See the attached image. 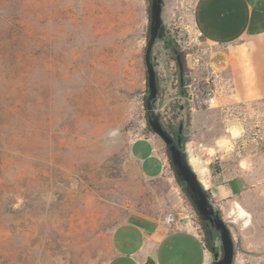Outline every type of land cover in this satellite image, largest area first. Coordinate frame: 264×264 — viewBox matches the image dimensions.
I'll list each match as a JSON object with an SVG mask.
<instances>
[{"label": "rangeland", "instance_id": "obj_1", "mask_svg": "<svg viewBox=\"0 0 264 264\" xmlns=\"http://www.w3.org/2000/svg\"><path fill=\"white\" fill-rule=\"evenodd\" d=\"M192 1H163L153 107L166 126L183 124L190 163L210 179L224 148L264 156V102L206 103L213 83L192 64L200 45L185 29ZM151 2L0 0V264H106L114 229L130 220L188 226L204 239L167 146L148 126ZM168 38L185 55L182 74ZM205 188L235 239L233 264H264L263 253L239 245L238 203L220 206Z\"/></svg>", "mask_w": 264, "mask_h": 264}, {"label": "crops", "instance_id": "obj_2", "mask_svg": "<svg viewBox=\"0 0 264 264\" xmlns=\"http://www.w3.org/2000/svg\"><path fill=\"white\" fill-rule=\"evenodd\" d=\"M189 38L201 32L192 64L211 80L219 97L234 104L264 102V0H193L185 14ZM223 105L228 101L223 99ZM234 135V133H233ZM222 136L216 138V149ZM222 170L203 179L216 204L238 203L240 241L264 254V156L224 148ZM106 264H212L201 234L188 226L130 220L112 234Z\"/></svg>", "mask_w": 264, "mask_h": 264}, {"label": "water", "instance_id": "obj_3", "mask_svg": "<svg viewBox=\"0 0 264 264\" xmlns=\"http://www.w3.org/2000/svg\"><path fill=\"white\" fill-rule=\"evenodd\" d=\"M163 1L164 0H152L150 10V36L145 51V62L149 86V95L146 98L148 122L152 130L164 140L169 150L176 173L178 174L179 179L184 183L186 190L200 216L207 223L211 222L212 226L220 234L222 252L219 247L213 246L211 250L213 257L212 264H233L235 255V239L219 210L215 209L208 190L203 186L198 173L194 170L192 164L190 163L188 155L185 151V140L184 134L182 133L183 124L179 126V132L176 138H174L163 126L160 115L155 112L153 107V103L158 92L157 74L152 57L153 47L158 38H164L166 35V25L162 16ZM165 43L170 44L176 53V58L182 74L183 63L181 61V55L178 53V48L174 45L170 38L165 40ZM239 245H241L240 237ZM247 252L253 253L251 251Z\"/></svg>", "mask_w": 264, "mask_h": 264}, {"label": "trees", "instance_id": "obj_4", "mask_svg": "<svg viewBox=\"0 0 264 264\" xmlns=\"http://www.w3.org/2000/svg\"><path fill=\"white\" fill-rule=\"evenodd\" d=\"M149 36H150V35H149ZM149 36H148V38H149ZM178 53L181 55V61H182V63H183V67L185 68V67H186L185 55H184V53L180 52L179 50H178ZM176 60H177V58H176ZM177 62H178V60H177ZM178 64H179V63H178ZM157 82H158V80H157ZM145 106H146V109H147L146 101H145ZM160 119H161V118H160ZM161 122H162V120H161ZM162 124H163V126L167 129V131H168L172 136H173V135H176V134L179 132V128H178V131H176L172 125H171V126H170V125H169V126H166L163 122H162ZM148 126L151 128L149 122H148ZM185 142H186V140H185ZM167 154H168V156H169V159H170L171 164H172V166H173V169H174V171H175V175H176V178H177L178 182L181 184V186L183 187V189L185 190V192L187 193V195L190 197V195L188 194V192H187V190H186V187H185L184 183L179 179L178 174L176 173V170H175V168H174V165H173V162H172V159H171V156H170V153H169L168 148H167ZM208 192H209V195H210V197H211V193H210V191H208ZM190 199H191V197H190ZM191 201H192V199H191ZM192 202H193V201H192ZM193 204H194V203H193ZM194 206H195V205H194ZM195 208H196V206H195ZM196 210H197V208H196ZM197 212H198V210H197ZM219 212H220V211H219ZM198 215H199V217H200V222H201V225H202V227H203V230H204V232H205V237H204L205 244H206L207 248L211 251L212 248H213V246H214V243H215V237H216L215 232H216L217 230H216L214 227H210V226H208L207 223H206V221L203 220L202 217L200 216L199 212H198ZM217 232H218V231H217ZM218 233H219V232H218ZM221 252H222V244H221Z\"/></svg>", "mask_w": 264, "mask_h": 264}, {"label": "built area", "instance_id": "obj_5", "mask_svg": "<svg viewBox=\"0 0 264 264\" xmlns=\"http://www.w3.org/2000/svg\"><path fill=\"white\" fill-rule=\"evenodd\" d=\"M201 36H202L201 32L197 33L194 36V43L195 44H197V45L201 44ZM192 86H193L192 84L189 85L190 100H194V95H195L194 89L196 87H192ZM203 97L209 106H213V105L217 104L218 103V94H217V91L215 89V86L214 85H208L203 91ZM175 220H176L175 216L170 214L166 217L165 222L168 225H172V223H174Z\"/></svg>", "mask_w": 264, "mask_h": 264}, {"label": "flooded vegetation", "instance_id": "obj_6", "mask_svg": "<svg viewBox=\"0 0 264 264\" xmlns=\"http://www.w3.org/2000/svg\"><path fill=\"white\" fill-rule=\"evenodd\" d=\"M168 45H170V44H168ZM170 46H171V45H170ZM182 133H183V132H182ZM177 134H178V133H177ZM177 134H176V135H173V137L176 138ZM184 140H185V137H184ZM206 223H207V222H206ZM207 225L210 226V227H213L212 224H211V222H208Z\"/></svg>", "mask_w": 264, "mask_h": 264}]
</instances>
